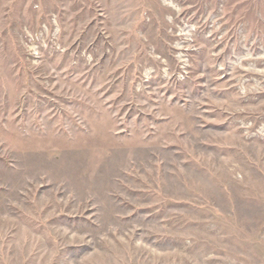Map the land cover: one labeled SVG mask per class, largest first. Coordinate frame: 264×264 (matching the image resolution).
Listing matches in <instances>:
<instances>
[{
  "label": "rangeland",
  "instance_id": "374dc122",
  "mask_svg": "<svg viewBox=\"0 0 264 264\" xmlns=\"http://www.w3.org/2000/svg\"><path fill=\"white\" fill-rule=\"evenodd\" d=\"M0 264H264V0H0Z\"/></svg>",
  "mask_w": 264,
  "mask_h": 264
}]
</instances>
